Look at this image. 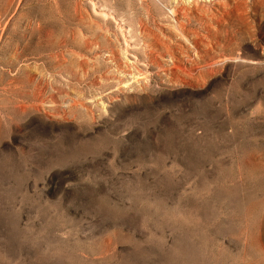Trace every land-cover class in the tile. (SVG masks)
Here are the masks:
<instances>
[{"label": "rangeland", "instance_id": "1", "mask_svg": "<svg viewBox=\"0 0 264 264\" xmlns=\"http://www.w3.org/2000/svg\"><path fill=\"white\" fill-rule=\"evenodd\" d=\"M0 264H264V0H0Z\"/></svg>", "mask_w": 264, "mask_h": 264}, {"label": "bare ground", "instance_id": "2", "mask_svg": "<svg viewBox=\"0 0 264 264\" xmlns=\"http://www.w3.org/2000/svg\"><path fill=\"white\" fill-rule=\"evenodd\" d=\"M196 4V3H195Z\"/></svg>", "mask_w": 264, "mask_h": 264}]
</instances>
